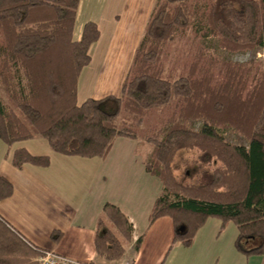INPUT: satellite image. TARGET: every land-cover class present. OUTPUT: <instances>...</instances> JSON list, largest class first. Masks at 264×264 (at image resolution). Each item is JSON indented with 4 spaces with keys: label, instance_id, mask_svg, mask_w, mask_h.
<instances>
[{
    "label": "trees",
    "instance_id": "1",
    "mask_svg": "<svg viewBox=\"0 0 264 264\" xmlns=\"http://www.w3.org/2000/svg\"><path fill=\"white\" fill-rule=\"evenodd\" d=\"M79 3L0 0V138L11 163L50 164L47 154L13 148L36 136L64 155L105 158L118 136L139 137L136 126L153 107L174 103L173 113L145 139L152 145L145 168L163 185L149 224L171 217L172 245L189 246L209 217L232 220L236 248L246 257L264 254L263 59L218 54L264 48V0H157L121 95L89 97L81 104V78L101 31L87 21L74 37ZM188 32L202 43L187 74L164 77L165 47ZM195 121L201 127H192ZM227 132L247 144L229 141ZM11 193L12 184L0 177V198ZM133 232L120 207L106 202L95 233L99 261L122 260ZM143 235L135 242L137 251ZM51 236L57 241L61 233ZM257 238L258 244L249 245ZM43 251L0 219V264H39Z\"/></svg>",
    "mask_w": 264,
    "mask_h": 264
},
{
    "label": "crops",
    "instance_id": "2",
    "mask_svg": "<svg viewBox=\"0 0 264 264\" xmlns=\"http://www.w3.org/2000/svg\"><path fill=\"white\" fill-rule=\"evenodd\" d=\"M156 1L80 0L77 38L87 21L97 22L101 35L81 78L79 104L89 97L121 95ZM141 143L138 138L118 136L105 158L82 157L55 152L44 138L36 136L15 143L13 148L47 154L50 164L18 168L7 157L8 145L0 138V177L12 184V193L0 198V219L29 244L72 260L162 264L173 246L174 225L169 216L149 224L151 208L163 185L146 170L144 161L151 149H144ZM106 202L118 205L134 226L133 242L126 256L117 262H100L96 254V226ZM53 231L61 233L59 240L52 238ZM142 234L137 251L135 242ZM250 257L264 264L263 258Z\"/></svg>",
    "mask_w": 264,
    "mask_h": 264
},
{
    "label": "rangeland",
    "instance_id": "3",
    "mask_svg": "<svg viewBox=\"0 0 264 264\" xmlns=\"http://www.w3.org/2000/svg\"><path fill=\"white\" fill-rule=\"evenodd\" d=\"M205 1V0H202ZM80 34V33H79ZM78 33L74 32V37L77 38ZM202 43V39L196 32H188L183 36H179L165 47L163 61L165 70L164 77L176 78L180 75H186L189 70V64L193 60L194 53L198 45ZM2 37L0 35V46ZM221 57L230 58L236 61L250 60L253 58L263 59L264 64V48L256 50H248L243 52H227L218 50ZM2 93L3 89L0 88ZM5 94V93H4ZM12 103V102H11ZM175 104L164 106H155L144 117V121L136 126L139 133V142H142L143 148H152L150 142L146 141V135H149L153 130L161 127L166 119L173 113ZM18 112L25 118L23 113ZM125 113L122 110V115ZM192 127H201V122L195 121L191 123ZM229 141L237 144H247L246 139L238 134L231 132L226 133ZM46 140V139H45ZM192 178L184 177L185 181ZM200 235L196 238L193 245H184L181 242H174L168 257L162 264H259L255 257H246L235 246V239L238 234L237 226L232 220L223 221L219 217H209L201 226ZM259 239L250 241L249 245L258 244ZM191 246V247H190ZM258 258H263L264 254L256 255ZM257 259V261L255 260Z\"/></svg>",
    "mask_w": 264,
    "mask_h": 264
},
{
    "label": "built area",
    "instance_id": "4",
    "mask_svg": "<svg viewBox=\"0 0 264 264\" xmlns=\"http://www.w3.org/2000/svg\"><path fill=\"white\" fill-rule=\"evenodd\" d=\"M38 260L39 264H93L91 262L72 260L61 253L48 249H44Z\"/></svg>",
    "mask_w": 264,
    "mask_h": 264
}]
</instances>
